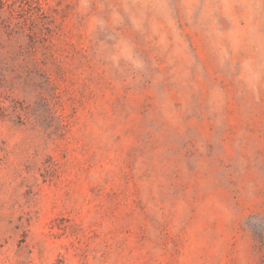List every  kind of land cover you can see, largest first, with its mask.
<instances>
[{
  "label": "rangeland",
  "instance_id": "obj_1",
  "mask_svg": "<svg viewBox=\"0 0 264 264\" xmlns=\"http://www.w3.org/2000/svg\"><path fill=\"white\" fill-rule=\"evenodd\" d=\"M0 264H264V0H0Z\"/></svg>",
  "mask_w": 264,
  "mask_h": 264
}]
</instances>
